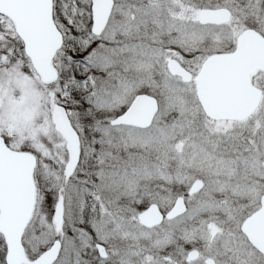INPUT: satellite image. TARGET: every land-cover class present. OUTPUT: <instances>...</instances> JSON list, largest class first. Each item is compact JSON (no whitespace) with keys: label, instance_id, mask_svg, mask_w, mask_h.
<instances>
[{"label":"snow or ice","instance_id":"snow-or-ice-1","mask_svg":"<svg viewBox=\"0 0 264 264\" xmlns=\"http://www.w3.org/2000/svg\"><path fill=\"white\" fill-rule=\"evenodd\" d=\"M0 264H264V0H0Z\"/></svg>","mask_w":264,"mask_h":264}]
</instances>
